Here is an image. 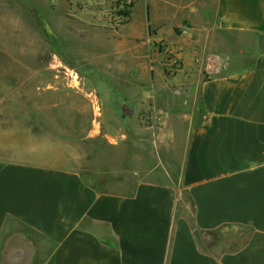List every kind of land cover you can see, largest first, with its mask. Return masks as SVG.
Returning a JSON list of instances; mask_svg holds the SVG:
<instances>
[{"label": "crops", "instance_id": "obj_1", "mask_svg": "<svg viewBox=\"0 0 264 264\" xmlns=\"http://www.w3.org/2000/svg\"><path fill=\"white\" fill-rule=\"evenodd\" d=\"M186 2L218 16L198 38L152 39L196 73L167 149L147 148L132 93L130 113L77 116L90 124L74 131H35L0 93V264H264V0ZM203 45L230 57L222 75L193 65Z\"/></svg>", "mask_w": 264, "mask_h": 264}, {"label": "rangeland", "instance_id": "obj_2", "mask_svg": "<svg viewBox=\"0 0 264 264\" xmlns=\"http://www.w3.org/2000/svg\"><path fill=\"white\" fill-rule=\"evenodd\" d=\"M177 1L0 0L2 98L26 106L35 131H74L90 124L77 116L130 113L121 102L132 93L131 104L138 97L145 104L147 148L167 149L169 132L189 126L195 84L185 83L196 73L165 40L152 39L162 28L169 41L198 38L201 25L218 16L216 6L192 13V5L177 9ZM196 24L199 32L192 30ZM196 52L191 61L207 79L199 61L216 52L205 45ZM159 82L183 89L162 92Z\"/></svg>", "mask_w": 264, "mask_h": 264}, {"label": "built area", "instance_id": "obj_3", "mask_svg": "<svg viewBox=\"0 0 264 264\" xmlns=\"http://www.w3.org/2000/svg\"><path fill=\"white\" fill-rule=\"evenodd\" d=\"M199 63L205 77L211 79L222 75L227 70L230 57L225 54L213 53L204 57Z\"/></svg>", "mask_w": 264, "mask_h": 264}]
</instances>
